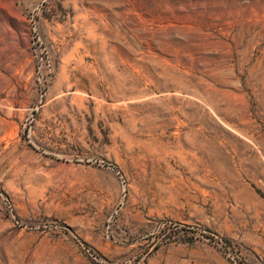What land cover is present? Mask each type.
<instances>
[{"label":"rangeland","instance_id":"obj_1","mask_svg":"<svg viewBox=\"0 0 264 264\" xmlns=\"http://www.w3.org/2000/svg\"><path fill=\"white\" fill-rule=\"evenodd\" d=\"M0 264H264V0H0Z\"/></svg>","mask_w":264,"mask_h":264}]
</instances>
